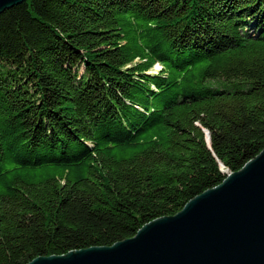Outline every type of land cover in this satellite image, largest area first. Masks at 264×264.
Masks as SVG:
<instances>
[{"label":"trees","instance_id":"1","mask_svg":"<svg viewBox=\"0 0 264 264\" xmlns=\"http://www.w3.org/2000/svg\"><path fill=\"white\" fill-rule=\"evenodd\" d=\"M263 150L264 0L0 15V264L130 239Z\"/></svg>","mask_w":264,"mask_h":264},{"label":"water","instance_id":"2","mask_svg":"<svg viewBox=\"0 0 264 264\" xmlns=\"http://www.w3.org/2000/svg\"><path fill=\"white\" fill-rule=\"evenodd\" d=\"M24 1L0 0V15ZM29 264H264V150L130 239Z\"/></svg>","mask_w":264,"mask_h":264},{"label":"rangeland","instance_id":"3","mask_svg":"<svg viewBox=\"0 0 264 264\" xmlns=\"http://www.w3.org/2000/svg\"><path fill=\"white\" fill-rule=\"evenodd\" d=\"M161 70V66L157 65L152 71L151 73H157L158 71Z\"/></svg>","mask_w":264,"mask_h":264},{"label":"bare ground","instance_id":"4","mask_svg":"<svg viewBox=\"0 0 264 264\" xmlns=\"http://www.w3.org/2000/svg\"><path fill=\"white\" fill-rule=\"evenodd\" d=\"M207 140H208V143H209V136L207 135Z\"/></svg>","mask_w":264,"mask_h":264}]
</instances>
